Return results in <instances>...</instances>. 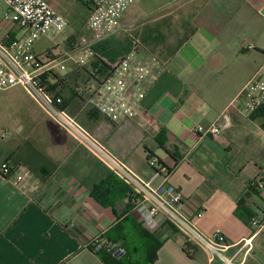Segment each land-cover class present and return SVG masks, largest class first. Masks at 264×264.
Masks as SVG:
<instances>
[{"label":"crops","instance_id":"obj_1","mask_svg":"<svg viewBox=\"0 0 264 264\" xmlns=\"http://www.w3.org/2000/svg\"><path fill=\"white\" fill-rule=\"evenodd\" d=\"M46 1L68 20L66 29L79 16L76 3L80 4L84 31L90 35L89 0ZM240 2L264 12V0ZM237 3L138 0L123 14L117 32L91 46L95 59L109 67L136 45L162 62L156 81L147 90L142 120L114 124L100 118L89 127L90 133L146 181L154 178L148 152L172 168L167 182L182 191L187 217L196 221L202 235L212 237L220 231L224 236L227 248L221 260L216 257L210 261L201 249L186 254L182 234L164 224L153 232L163 245L152 261L141 237L144 227L132 210L128 187L55 121L51 119L58 131L51 126L40 129V121L32 118L36 127L31 133L22 136L18 132L11 140L4 139L0 164L28 140L51 163L43 176L37 175L44 185L34 194L19 189L0 174V264H106L92 249L96 240L103 245H122L127 251L121 257L123 264H199L196 257L205 264H264V187L256 189L258 194L251 190L264 182V113L245 116L242 102L237 100L264 66L254 71V57L243 52L256 47L250 49L249 43L236 37V23L229 20L228 10ZM4 13L0 17V39L20 38L22 30L10 29L3 21ZM73 37L69 33L62 38L61 33L52 39L61 41L54 44V54L69 50ZM212 124L222 129L221 136L193 132L196 126L207 128ZM158 137L168 140L169 149L178 150V164L160 148ZM161 183L162 178L153 181L156 186ZM248 193L246 207L254 219L263 222L260 228L236 215L238 204ZM199 213L202 217L196 219ZM140 253H144V262L137 258Z\"/></svg>","mask_w":264,"mask_h":264},{"label":"built area","instance_id":"obj_2","mask_svg":"<svg viewBox=\"0 0 264 264\" xmlns=\"http://www.w3.org/2000/svg\"><path fill=\"white\" fill-rule=\"evenodd\" d=\"M92 3L87 21L90 35L75 39L74 50L60 58L51 59L44 52L36 54L35 44L43 39H55L68 27L69 22L64 15L57 12L46 0H0V6L7 8L3 21L11 28L18 27L23 35L20 38L0 39V91H8L14 87H23L38 103L41 109L59 125L67 134L74 137L82 146L100 160L111 172L122 181L131 193L133 212L143 227L150 232L157 231L167 224L179 231L190 253L201 249L213 261L216 255L222 257L227 248L224 236L217 231L212 237H206L198 230L196 221L185 214V197L180 189L167 182L170 169L159 166V160H148L149 167L154 171V178L146 181L132 171L126 164L112 156L80 122L79 115H73L64 107L61 97H55L42 86V76L66 67L78 68L91 64L94 54L93 43L117 32L121 28V18L125 11L138 0H89ZM248 48L253 49L252 45ZM163 64L157 56L148 54L143 47L136 45L127 52L119 62L104 73L95 67L92 78L78 84L75 91L85 98L80 113L93 111L114 124L125 120H142L144 118L143 102L148 88L156 81L157 71ZM242 102V113L250 116L264 111V69L256 72L253 79L244 86L237 96ZM193 132L201 136L219 137L222 129L216 124L205 128L196 126ZM264 136V127L262 128ZM154 169H157L155 171ZM0 174L11 181L16 187L28 194L37 193L44 185L43 181L25 167L12 170L9 163H2ZM156 178L163 183L154 185ZM258 189L264 182L257 184ZM199 213L196 219H200ZM253 227L260 228V221L253 219ZM94 250L104 246L112 254L121 258L126 249L120 245H103L95 242ZM224 258V257H223ZM227 264L230 262L227 261Z\"/></svg>","mask_w":264,"mask_h":264},{"label":"rangeland","instance_id":"obj_3","mask_svg":"<svg viewBox=\"0 0 264 264\" xmlns=\"http://www.w3.org/2000/svg\"><path fill=\"white\" fill-rule=\"evenodd\" d=\"M73 1L75 2L76 0ZM237 1L238 3L235 7L229 6V20L236 23V37L240 41L249 43L253 47H256L255 50H245L243 52L246 56L249 55L251 58L254 57V71L256 72L259 68L264 66V12H259L257 9L253 8L250 3L240 2L241 0ZM62 3L63 2H61V4ZM76 8L79 10V12H77L79 16L74 18L71 28L62 32V38H65L69 35V33H72L74 35L73 38L80 40L81 38L87 37L89 34L84 31L85 17L83 16V13H80V9H82L81 5L76 3ZM5 9L6 6L2 4L0 6V17L3 15ZM56 42L61 43L59 40L51 41V39L43 38L35 45V52L43 54L49 49H54L53 47ZM64 44L65 43L63 42L62 45ZM71 52V48L67 51L66 48H64L57 52L56 55ZM70 70H72V68L66 67L65 70H59L58 68L57 73L58 75H65L69 74ZM66 79V85H68H65L66 87H76L77 83H75V81L67 77ZM78 83L81 84L86 82L79 81ZM68 90L69 89H66V93H68ZM79 114L80 117L83 115V113ZM32 118H37L40 121V129L44 126L46 128L51 126L53 130L58 131V126L52 122L51 118L46 114V112H44L43 109H41L38 103L23 87L17 86L8 91H0V147L5 146L3 143L5 138H10L11 140L15 135H18V132H21L22 136H27L31 133L32 129L36 127L34 123H31ZM101 119L104 118L101 117ZM93 124L95 123H89L90 126ZM86 128L92 132V130L88 127ZM40 132L41 131L38 130V133ZM260 223L262 224L263 222L260 221ZM143 256L144 253H140L137 256V258L140 259V262H144L145 259ZM216 257L215 258L218 261L221 260L219 255H216ZM195 259L199 264H205L206 262L200 257H196Z\"/></svg>","mask_w":264,"mask_h":264},{"label":"trees","instance_id":"obj_4","mask_svg":"<svg viewBox=\"0 0 264 264\" xmlns=\"http://www.w3.org/2000/svg\"><path fill=\"white\" fill-rule=\"evenodd\" d=\"M87 4V3H86ZM75 42V38L70 39L69 44H71V49L74 50L73 43ZM46 54L51 59H57L60 58L63 55H56L53 52V49H50L46 52ZM95 67H99L104 73H107L111 67H109L107 64L102 62L99 59H95L90 67H78L74 69L71 73L66 75H61L58 73L51 72L49 74H45L42 76V86L47 90V92L51 93L55 97H61L64 102V107L67 108L71 114L78 115L81 111V108L83 107V104L85 102V98L81 97L77 94L75 91V88L72 86H68L67 84V78H71L73 81H75L76 86L79 84V81L82 82H88L92 76ZM61 75V76H60ZM86 79V80H85ZM66 85V86H65ZM66 89L68 90V93H66ZM258 113H264V111H260ZM79 120L82 122V124L86 127H90L89 123H96L98 119L101 118L99 114L93 111H87L86 114L79 115ZM157 142L161 149H163L165 152H167L178 164L181 157L178 155L177 149H169L168 148V140L162 141L161 138H157ZM152 158H157L154 154L151 152H148V160ZM158 159V158H157ZM159 160V159H158ZM3 163H9L12 167V170L15 168H18L20 166L27 167L30 171H32L36 175L43 176L45 174V171L48 170V166L51 163V159L47 157L46 154H44L43 151H41L32 141H26L21 146H19L17 149H15L5 160ZM2 163L0 164V166ZM159 166L166 167L164 163L159 160ZM170 169V173H172L173 169ZM157 171V169H154ZM3 176V175H2ZM113 177H115L112 174ZM6 178V177H4ZM117 178V177H115ZM118 179V178H117ZM257 187H252V192L256 193ZM250 193L246 195V198L243 199L239 204L236 211V215L238 218H240L243 222L247 223L248 225H252L253 222V215L252 213L247 209L246 207V200L248 197H250ZM263 224V223H262ZM142 230V240L144 244L148 247L149 256L152 259V261L155 259L156 254L158 250L162 247L163 242L156 237L153 232L148 231L147 229ZM188 244H185L184 250L186 254L193 255L194 253H190L188 249ZM94 247H92L93 249ZM103 262L106 264H123L121 263V258L115 257L111 251L108 250L106 246H104L102 249L96 251Z\"/></svg>","mask_w":264,"mask_h":264}]
</instances>
